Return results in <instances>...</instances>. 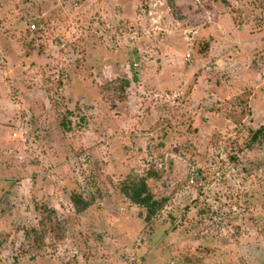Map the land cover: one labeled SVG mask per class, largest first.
I'll return each instance as SVG.
<instances>
[{
	"label": "rangeland",
	"instance_id": "374dc122",
	"mask_svg": "<svg viewBox=\"0 0 264 264\" xmlns=\"http://www.w3.org/2000/svg\"><path fill=\"white\" fill-rule=\"evenodd\" d=\"M260 127L264 0H0V264H264Z\"/></svg>",
	"mask_w": 264,
	"mask_h": 264
},
{
	"label": "trees",
	"instance_id": "16d2710c",
	"mask_svg": "<svg viewBox=\"0 0 264 264\" xmlns=\"http://www.w3.org/2000/svg\"><path fill=\"white\" fill-rule=\"evenodd\" d=\"M36 30V29H35ZM31 30V31H35ZM128 83L126 82V85ZM264 128L260 127L257 129L253 135L252 140L256 141L258 137L263 135ZM156 177V179H159L158 177L160 174L155 173L154 171H149L146 173L144 177H139L136 179H130L127 182L125 181L123 185L121 186V192L123 195L133 204L137 205L144 211V220L146 222L150 221L151 218L163 207V200H159L153 194L150 192V189L147 185L146 180L150 177ZM71 201L77 211L82 212L86 210L90 203L86 200H82L79 197H73L71 198ZM33 237V241L38 243L39 245H42L44 243V240L42 238V235H40V231L36 228L31 229L30 233ZM60 238V236H58Z\"/></svg>",
	"mask_w": 264,
	"mask_h": 264
},
{
	"label": "built area",
	"instance_id": "2783aa9c",
	"mask_svg": "<svg viewBox=\"0 0 264 264\" xmlns=\"http://www.w3.org/2000/svg\"><path fill=\"white\" fill-rule=\"evenodd\" d=\"M30 30H35L36 29V25L33 23V24H30Z\"/></svg>",
	"mask_w": 264,
	"mask_h": 264
}]
</instances>
